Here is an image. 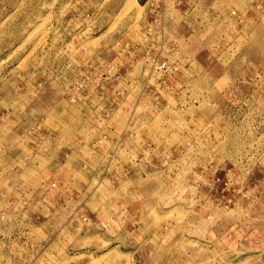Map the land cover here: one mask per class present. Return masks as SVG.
<instances>
[{
  "label": "rangeland",
  "instance_id": "obj_1",
  "mask_svg": "<svg viewBox=\"0 0 264 264\" xmlns=\"http://www.w3.org/2000/svg\"><path fill=\"white\" fill-rule=\"evenodd\" d=\"M0 264H264V0H0Z\"/></svg>",
  "mask_w": 264,
  "mask_h": 264
},
{
  "label": "built area",
  "instance_id": "obj_2",
  "mask_svg": "<svg viewBox=\"0 0 264 264\" xmlns=\"http://www.w3.org/2000/svg\"><path fill=\"white\" fill-rule=\"evenodd\" d=\"M154 65L158 68H163V69H172V65L168 64L167 61H163L159 58H154L153 59Z\"/></svg>",
  "mask_w": 264,
  "mask_h": 264
}]
</instances>
